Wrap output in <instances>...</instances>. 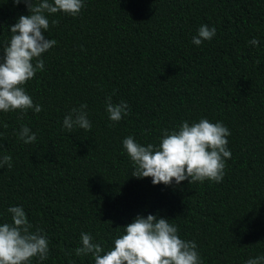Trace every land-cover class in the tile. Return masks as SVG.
Masks as SVG:
<instances>
[{"label": "trees", "instance_id": "16d2710c", "mask_svg": "<svg viewBox=\"0 0 264 264\" xmlns=\"http://www.w3.org/2000/svg\"><path fill=\"white\" fill-rule=\"evenodd\" d=\"M81 15L59 13L44 35L57 45L45 70L26 85L43 110L0 112V224L23 206L50 240L43 264H95L77 257L81 232L105 251L137 215H158L198 245L203 264H246L264 255V0H85ZM26 6L0 0V44ZM216 36L192 43L201 25ZM259 40V46L249 41ZM2 54V52H0ZM130 114L110 121L106 99ZM88 105L90 132L63 128L72 108ZM207 118L231 132L221 183L154 185L131 176L128 136L158 144L163 129ZM36 133L32 144L18 136ZM68 253H72L68 255ZM33 264H40L37 259Z\"/></svg>", "mask_w": 264, "mask_h": 264}, {"label": "clouds", "instance_id": "9594fccd", "mask_svg": "<svg viewBox=\"0 0 264 264\" xmlns=\"http://www.w3.org/2000/svg\"><path fill=\"white\" fill-rule=\"evenodd\" d=\"M13 3H23L29 14L18 17L10 26V40L0 44V112H18L23 119L30 110L36 114L43 110L33 102L26 85L45 70L43 55L57 45L55 39L44 35L49 33L50 26L59 23L49 17L59 13L78 17L86 5L85 0H13ZM216 34L215 27L201 25L192 43L200 46ZM259 43L256 38L249 41L257 47ZM87 108L86 103L72 108L64 117L63 128L69 133L75 129L90 132L92 122ZM106 111L110 121L119 123L130 114V107L125 101L114 104L108 96ZM18 136L25 144L37 140L36 133L27 125L21 126ZM230 136V130L222 122L201 118L191 124L183 121L177 129H163L160 142L155 145L141 144L134 136L124 138L122 143L132 162L131 176L151 177L154 185L179 186L184 181L221 183L226 175V160L232 158L228 148ZM5 166L12 169L11 155H0V169ZM7 212L11 222L0 224V264H33L34 259L43 264L50 253V240L44 230L29 221L23 206L9 207ZM74 253L81 258L91 256L95 264H203L194 240L182 239L177 225L152 214L137 215L107 251L91 233L81 232L80 246ZM246 264H264V255L250 258Z\"/></svg>", "mask_w": 264, "mask_h": 264}]
</instances>
